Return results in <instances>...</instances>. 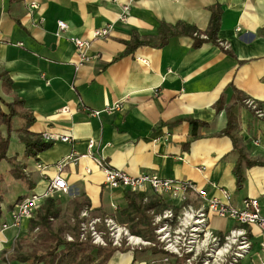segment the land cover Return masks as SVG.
Returning a JSON list of instances; mask_svg holds the SVG:
<instances>
[{
	"label": "crops",
	"instance_id": "obj_1",
	"mask_svg": "<svg viewBox=\"0 0 264 264\" xmlns=\"http://www.w3.org/2000/svg\"><path fill=\"white\" fill-rule=\"evenodd\" d=\"M120 5L113 0H0V111L8 114L6 104L20 100L26 113L13 120L15 140L23 148L11 153L8 146L12 163L2 162L8 168L0 177V252L26 232L28 221L20 229H1L11 221L18 198L41 195L57 174L55 165L69 156L76 161L61 172L69 193L39 200L40 208L54 200L60 216L73 200L83 199L87 206L81 213L113 218L125 227L120 215L125 196L153 197L148 187L142 193L105 187L97 158L130 177L190 181L209 196L225 190L234 208L257 199L264 217V117L258 118L245 103L252 100L264 114V0H135L123 22ZM212 9L221 13L218 45L193 48L187 35L162 42V24L183 23L206 32ZM59 21L68 26L61 38L55 36ZM106 27L105 38L93 39L95 31ZM71 37L91 41L94 59L78 70ZM134 37L144 43L125 54ZM115 104L118 110L103 112ZM92 112L100 115L93 117ZM229 115L236 122V147L258 162L241 171L240 186L234 176L237 151L224 133ZM25 129L31 140L49 134L70 136L71 142L51 143L30 164L21 141ZM0 130L6 137L5 128ZM91 139L95 145L89 149ZM36 163L46 169L38 171ZM19 166L24 167V180L15 176ZM12 186L20 195L6 205L3 195ZM163 204L169 206L167 198ZM209 226L220 236L240 227L218 217H211ZM244 228L252 246L241 264H253L259 230ZM122 248L107 264H184L173 257L163 262V253H153L156 248Z\"/></svg>",
	"mask_w": 264,
	"mask_h": 264
},
{
	"label": "built area",
	"instance_id": "obj_2",
	"mask_svg": "<svg viewBox=\"0 0 264 264\" xmlns=\"http://www.w3.org/2000/svg\"><path fill=\"white\" fill-rule=\"evenodd\" d=\"M119 4V0H113ZM135 0H126L121 6L119 21H125L131 5ZM175 2L177 0H169ZM110 27L93 33V39L105 38L109 34ZM68 31L64 22H57L55 36L61 38ZM196 36V34H194ZM200 38L205 39L204 36ZM77 52L75 70L89 64L93 57L89 55L90 40L69 38ZM21 45V44H20ZM223 47L224 45L221 44ZM246 105L251 108L258 118H263L261 109L252 100H247ZM119 105L106 107L103 112L110 113L118 110ZM100 112H92L91 116L98 117ZM44 143L63 142L70 143V136L42 134ZM94 140L88 141V148L92 149ZM69 161H76L72 156L67 157L55 165L57 174L51 178L45 191L39 196H31L21 200L15 205L11 214V221L2 225V231L11 228L20 229L24 221L34 218L39 210L40 199H47L59 194H68L69 188L61 175L65 165ZM96 165L104 175V185L110 190L142 193L145 188L151 190L152 196L164 203L167 198L169 206L162 211L148 212L152 218L151 225L155 236L154 241L144 240L130 234L126 227H120L113 218L90 217L87 211L81 213L80 241L90 240L94 245L106 246L104 239L108 235L113 247L121 248H156L163 252V262L173 257L182 260L184 264H241L247 258L251 250L250 233L244 226H256L259 230L258 264H264V217L260 214V205L257 199H247L241 208H234L231 204V196L225 190H220V196H209L205 189L199 188L190 181H174L160 179L155 175H140L130 177L122 170L109 167L103 160L94 159ZM36 169L43 172L46 167L36 163ZM147 198L144 199L146 202ZM211 217L231 219L240 227L230 230L225 235L214 233L209 226ZM100 228V229H99ZM68 241H72L67 236ZM124 242V244H123Z\"/></svg>",
	"mask_w": 264,
	"mask_h": 264
},
{
	"label": "trees",
	"instance_id": "obj_3",
	"mask_svg": "<svg viewBox=\"0 0 264 264\" xmlns=\"http://www.w3.org/2000/svg\"><path fill=\"white\" fill-rule=\"evenodd\" d=\"M220 10L212 9L209 26L206 32L200 33L195 28L186 24L179 23L173 27L161 25V40L166 41L169 38L181 35H187L193 38V48H199L205 43L218 45L217 33L220 25ZM264 33V28H263ZM196 34V36L194 35ZM204 36L205 39L200 38ZM144 42H136L135 37L127 44L125 54L131 53L134 49L142 45ZM220 101L217 109L220 110ZM8 114L0 111V128L4 127L6 137H3L0 130V163H12L7 157L9 146V136L13 133V120L25 117L23 113L24 104L20 100L7 103ZM196 125L195 122H192ZM236 129L235 118L229 115L227 129L224 133L231 138L237 151V161L234 168V176L237 184L241 185L243 175L241 173L245 168L255 165L258 162L251 161L247 154L240 151L236 147L237 138L232 135ZM25 138H21L25 145V156L36 158L41 152L51 148V143H44L39 136H33L28 139L31 134L25 129L23 131ZM23 166H19L15 176L24 180ZM15 171V170H14ZM143 194H127L125 196L126 207L120 212V215L126 220L125 227L133 236L140 237L148 241H154L155 236L151 225L152 218L148 215L151 210H163L166 208L162 202L155 197L147 198ZM23 198H18L16 204ZM2 197L0 196V204ZM87 206V203L81 200H73L68 211L60 216V210L57 208L54 200H47L33 219L27 222L26 234L17 238L12 245L10 251H1V260L5 264H107L116 252L124 250L112 247L106 238L107 245L105 247L95 246L90 240L80 241V223L79 215ZM14 207V206H12ZM2 216L0 208V219ZM100 229V228H99ZM70 236L72 241H67L66 236ZM153 253H163L160 249L153 250ZM182 262V260H180Z\"/></svg>",
	"mask_w": 264,
	"mask_h": 264
},
{
	"label": "rangeland",
	"instance_id": "obj_4",
	"mask_svg": "<svg viewBox=\"0 0 264 264\" xmlns=\"http://www.w3.org/2000/svg\"><path fill=\"white\" fill-rule=\"evenodd\" d=\"M18 125V124H17ZM16 125V126H17ZM15 135H16V133H12V136H13V138L11 139V140H9V152H15V151H18L17 150V147H18V149L20 148V149H22L23 147H22V145L20 144V142L19 141H17V140H15ZM11 136V137H12ZM20 158H22V156L20 155L19 156V159ZM25 160L26 161H28L27 163H30V164H32V162H34V158L33 157H27V156H25ZM6 166H7V164L6 163H2L1 165H0V177H1V174L3 173V171H4V169L6 168ZM7 168H8V166H7ZM1 179V178H0ZM12 188H14V190L13 189H9L8 190V192H5V194L3 195V202H4V204H9V203H11L12 201H14L16 198H17V196H18V194L20 193L17 189H16V186H12ZM20 195V194H19ZM26 230H27V227H26ZM26 234V232L25 233H23V234H20V236L19 237H21V236H23V235H25ZM68 236V235H67ZM67 236H66V239H67ZM18 237V238H19ZM106 238H107V240H109V238H108V235L106 236ZM106 238L104 239V242L106 243ZM68 241V240H67ZM123 244H124V242H123ZM94 245V244H93ZM95 246H99V247H105V246H102V245H100V244H98V245H95ZM112 246V245H111ZM113 247V246H112ZM124 248H125V246H123ZM11 248H12V246L9 248V249H7L8 251H10L11 250ZM0 254H1V252H0ZM251 262L253 263V264H258V258L257 257H253L252 259H251ZM0 264H5V263H3L2 262V260H1V255H0Z\"/></svg>",
	"mask_w": 264,
	"mask_h": 264
}]
</instances>
